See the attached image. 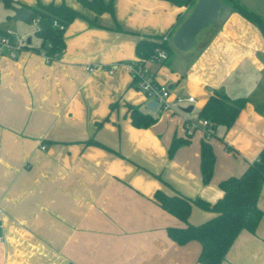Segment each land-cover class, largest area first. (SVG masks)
Here are the masks:
<instances>
[{"label": "crops", "instance_id": "crops-1", "mask_svg": "<svg viewBox=\"0 0 264 264\" xmlns=\"http://www.w3.org/2000/svg\"><path fill=\"white\" fill-rule=\"evenodd\" d=\"M238 1L264 23V0ZM65 3L84 19L66 28L54 60L29 50L15 60L0 57V264H200V244L170 240L166 229L184 223L152 196L174 191L213 204L222 197L219 183L257 159L264 148V36L231 12L217 29H203L190 50L172 47L169 64L147 63L172 98L195 100L149 110L151 100L122 65L136 60L140 39L172 36L192 7L113 0V14L96 17L76 0ZM93 19L96 27L87 22ZM214 91L246 99L233 125L219 137L197 130L169 157L172 139H186L184 121ZM127 105L155 123L133 127ZM201 139L215 156L206 185ZM257 208L262 218L254 233L241 231L221 264H264V184ZM213 216L193 206L188 223Z\"/></svg>", "mask_w": 264, "mask_h": 264}, {"label": "trees", "instance_id": "trees-1", "mask_svg": "<svg viewBox=\"0 0 264 264\" xmlns=\"http://www.w3.org/2000/svg\"><path fill=\"white\" fill-rule=\"evenodd\" d=\"M76 1L82 8L93 12L96 17L102 13L113 14V0L107 2L104 0ZM160 1L169 2L175 7L186 8L193 7L196 2V0ZM221 1L229 6L232 12L238 13L254 24L264 36V23L257 14L245 8L238 0ZM0 3L6 9H13L15 4L13 0H0ZM16 3L18 8H24L30 12L31 16L27 22H35L36 25L30 37V44H27L24 49L42 54L50 58L49 61L54 60L64 49L66 28L75 19H84L78 10L68 6L63 0L59 4L37 2L34 7H25L18 1ZM179 21L178 18L177 24ZM87 22L91 27L97 26L95 19L87 20ZM4 33L5 30L0 29V34ZM33 38L35 43H33ZM170 38L171 36L168 34L140 39L134 50L136 60L144 63L154 58L158 51H162L165 53L166 59L161 62L169 64V58L173 53ZM246 102L245 98L230 99L224 94L214 91L198 111L197 118L210 123L208 132L210 137H214L216 128L222 127L227 130L233 125ZM126 109L131 125L135 128L144 129L156 121V117L143 114L133 106L127 105ZM188 142L189 138L187 137L186 139L173 138L168 149V156L172 157L179 147L188 144ZM214 162L215 156L210 143L201 139L199 169L201 182L204 185L208 184L212 177ZM263 184L264 148L261 149L257 159L240 176L229 177L219 183L218 187L222 192V197L213 204L199 198L190 199L174 191L172 194H166L162 190H156L152 199L162 210L184 223L183 227H168L166 229L170 240L180 246L197 241L201 246L197 258L198 263L221 264L238 234L243 230L254 233L258 226L262 212L257 208V200ZM193 206L209 211L214 216L201 224L191 225L188 223V218Z\"/></svg>", "mask_w": 264, "mask_h": 264}, {"label": "built area", "instance_id": "built-area-1", "mask_svg": "<svg viewBox=\"0 0 264 264\" xmlns=\"http://www.w3.org/2000/svg\"><path fill=\"white\" fill-rule=\"evenodd\" d=\"M35 23V22H34ZM27 37L16 35L11 30L6 29L4 34H0V57L4 56L11 60H15L21 52L25 49L27 45ZM46 61L50 58L44 56ZM166 59V55L162 51H158L157 55L141 63L138 60H134L129 63H125L122 66L130 73L134 86L140 90L147 98L151 101H155L157 104V109L161 111H173L174 105L181 106L184 103H194L193 97H171V92L167 86L159 84L155 78L154 74L149 71L146 64L149 62H161ZM117 65L108 68V72L112 73L116 69ZM95 69L94 67L88 68L89 71ZM210 128V123L206 120H201L196 117L186 119L184 121V130L187 138L191 137L195 131L200 130L204 134L205 138H210V133L208 132ZM2 238L0 237V241Z\"/></svg>", "mask_w": 264, "mask_h": 264}, {"label": "water", "instance_id": "water-1", "mask_svg": "<svg viewBox=\"0 0 264 264\" xmlns=\"http://www.w3.org/2000/svg\"><path fill=\"white\" fill-rule=\"evenodd\" d=\"M232 9L223 4L221 0H196L188 16L178 25L170 38L171 46L178 51H188L193 48L196 36L205 28L211 26L213 29L220 27ZM30 12L24 8H14L12 21H28ZM30 44V37L26 40ZM147 109L156 110L155 101H150ZM191 107L184 110L190 112Z\"/></svg>", "mask_w": 264, "mask_h": 264}, {"label": "rangeland", "instance_id": "rangeland-1", "mask_svg": "<svg viewBox=\"0 0 264 264\" xmlns=\"http://www.w3.org/2000/svg\"><path fill=\"white\" fill-rule=\"evenodd\" d=\"M14 1V8H18L16 1L18 0H13ZM24 5H32L29 7H34L37 2L44 4L41 2V0H20ZM55 4H59L62 0H59L58 3L55 1L49 0ZM65 2V0H63ZM47 3V4H49ZM13 8V9H14ZM13 9H6L3 7L2 3H0V29L5 30L6 28H9L14 34L16 35H21V36H26L31 37L32 33L36 27L35 23H28L27 21H12L11 17L13 15ZM33 43H35V39L33 38ZM196 113V107L192 111V116ZM224 132V129L222 127H218L215 130L216 136H221V134Z\"/></svg>", "mask_w": 264, "mask_h": 264}]
</instances>
